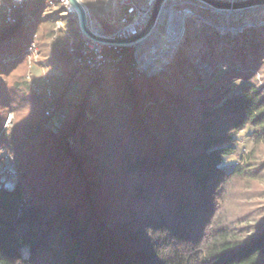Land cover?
Listing matches in <instances>:
<instances>
[{"label":"trees","instance_id":"trees-1","mask_svg":"<svg viewBox=\"0 0 264 264\" xmlns=\"http://www.w3.org/2000/svg\"><path fill=\"white\" fill-rule=\"evenodd\" d=\"M41 4L30 9L35 20ZM31 25L0 31V152L17 151L23 171L16 185L8 184L15 171L0 173V264H264V218L252 224V213L235 216L230 207L264 165L224 168L239 132L251 127L264 137V92L252 85L230 96L226 79L209 84L205 71L188 72L177 56L164 80H150L130 73L126 53L121 72L106 73L115 77L92 79L57 135L46 128L43 100L34 94L21 105L20 77L4 82L25 61L10 52ZM59 38V47L68 41ZM33 40L45 42L39 24ZM208 59L214 65L219 57ZM255 61L258 71L259 55ZM251 68L229 74L251 80ZM79 73L52 83L56 114H67ZM7 108L17 115L10 133ZM256 212L264 216V206Z\"/></svg>","mask_w":264,"mask_h":264},{"label":"rangeland","instance_id":"rangeland-1","mask_svg":"<svg viewBox=\"0 0 264 264\" xmlns=\"http://www.w3.org/2000/svg\"><path fill=\"white\" fill-rule=\"evenodd\" d=\"M217 1L230 3L234 0ZM251 1L254 0H235V3L247 4L245 7L239 8V13L235 16H228L224 12L229 8H218L212 5V10H198L195 15L187 17L185 21V24H187V37L171 57L170 65L164 73L166 72L165 74L167 75L170 73L172 62L177 56L176 58L179 61L187 60L188 72L193 69L205 71L204 77L209 84L218 82L222 78L226 79L223 89L228 91L230 96L241 94L245 87L252 85L257 86L259 90L264 92V1L263 3H252ZM82 3L93 18L99 19V22H101L100 26L105 34H113L122 26L123 21H121V18L124 9L119 6L118 0H99L98 7L87 2V0H82ZM230 4L234 5V3ZM36 10L39 17L31 21L32 25L28 28L27 34L23 33L20 35L21 45L18 44L17 47L11 46L10 54L16 56L23 54L21 56L25 58V61L18 71L10 76H5L4 82L8 83L10 80H16L20 77V83L25 85L23 86L24 98L20 96L19 102H21V105L24 103L28 106L32 104V96L35 94L32 88L34 82L43 86L44 79L49 78L54 85L63 86L68 82L70 76L78 70L80 73L74 78L75 83L67 94V103L65 105L67 118L61 122L59 114H55L50 119H47L46 111L44 110L43 120L46 122L47 130L61 135L69 126L68 123L74 114V107L90 90L92 79L99 78L87 77L80 69L72 66L68 50L71 41H74V43L79 41L77 37L79 24L77 21L74 23L72 17L66 14L65 5L62 2H57L54 6H48L46 2L44 5H38ZM253 10H260L257 11L259 16L245 20L248 18L249 12ZM158 20L156 24L157 33L152 40L142 44L148 47L146 48L147 54L149 52L151 54L152 48L159 41H162L165 20L162 19V23H160V18ZM35 24H39L40 36L45 38V42L41 44L36 42V48L32 53L29 51V46L28 49H25L24 45L29 43L31 45ZM61 36L67 37L68 41L62 43L59 47L57 41ZM5 43L7 44V42ZM210 44H214L215 52L212 51ZM62 52L64 54L61 55ZM222 55H225V57L223 58ZM258 55L260 68L256 71L253 65H255V60L258 59ZM213 56L219 57L214 65L208 61V58ZM133 58L132 65L135 62V57L133 56ZM250 67L252 68L249 72L255 75L251 80H247L240 75L231 76L229 74L232 69L245 73ZM163 74L153 77L164 80ZM141 75L147 77L146 74ZM113 77H115V74L108 73L103 80H99V83L101 84ZM153 77L150 75L147 78L152 80L151 78ZM97 98L96 90H92L91 100L96 103ZM44 107L46 109L45 104ZM6 112H8V116L4 124V130L10 133L16 128L17 115L8 108ZM253 131V128L247 127L239 132L237 135L238 144L235 147L236 152L226 159L224 168L232 170L237 166H252L258 162L264 165V137L257 140ZM67 139L73 142L71 137ZM3 151L9 150L4 148ZM0 153L1 155L3 154L2 151ZM10 156H12V162L15 165V175L17 176L8 178V184L16 185L18 176L22 175L23 172L20 167L22 159L17 151H10ZM261 206H264V170L256 174L254 179L252 178L243 184L242 189L236 192V196L233 197V202L230 205L231 212L235 216L252 213L249 218L253 222L252 224H256L264 218V216H260L256 212Z\"/></svg>","mask_w":264,"mask_h":264},{"label":"built area","instance_id":"built-area-1","mask_svg":"<svg viewBox=\"0 0 264 264\" xmlns=\"http://www.w3.org/2000/svg\"><path fill=\"white\" fill-rule=\"evenodd\" d=\"M37 1L38 0H0V28L3 27V25H16L20 22L23 24H30L31 21L34 20V15L30 9L32 6L36 5ZM46 2L48 6H54L57 2H62L67 9L66 14L71 16L72 19H78L77 13L73 12L75 9L70 6L67 0H46ZM87 2L95 4L97 7L99 5V0H87ZM156 2L157 0H118L119 6L124 9L121 18L123 24L116 32L110 35L128 39L141 33L148 25V20ZM162 6V12L165 11L163 16L165 27L162 34V41L165 40L166 37L171 38L166 40L168 42H170V40L173 41L169 43L172 48V54L178 50V47L187 37V24L182 22L181 18L183 17L186 19L191 15H195L198 10L206 11V9L213 8L212 5L202 2V0H165ZM161 15L162 13L160 16ZM91 21L101 25L99 19L93 18L88 10V22H90V25L92 24ZM101 32V34L105 35L102 27ZM77 37L79 41L76 43L71 41L69 45L68 52L70 60L73 67L80 69L89 77L101 78L106 75L107 71L119 72L120 64L123 62L126 53L133 54L135 57V62L133 63L134 70L130 72L131 74H146L147 77H150L152 74V72L149 73L148 67H146L145 64V59L147 57L143 55L147 54L146 48L148 47H146V45L143 46L140 43L134 48L104 46L85 37L81 32L80 26ZM35 48L36 41L33 40L31 45H29V51L33 53ZM13 59L12 57H7L4 61L8 62ZM43 82V86L34 82L32 88L35 94L43 100L46 106V117L50 119L56 114L54 109L56 97L54 96L50 79L45 78ZM66 118L67 114H59L61 122ZM2 153L5 162L0 167V173L12 175L15 171V165L12 162L10 151H2Z\"/></svg>","mask_w":264,"mask_h":264},{"label":"water","instance_id":"water-1","mask_svg":"<svg viewBox=\"0 0 264 264\" xmlns=\"http://www.w3.org/2000/svg\"><path fill=\"white\" fill-rule=\"evenodd\" d=\"M70 6L77 11L78 19H73V22L76 21L79 23L80 29L82 34L87 37L89 40L98 42L102 45L110 46V47H123V48H134L136 45L140 44L141 41L148 38V34L151 32V30L156 27V24L158 23V19L160 14L162 13V4L165 0H157L155 3V7L153 9V12L148 20V25L141 33L138 35L132 37V38H118L116 36L110 35V34H98L96 33L91 25L90 22H88V9L85 8L84 4L81 0H67ZM203 2H206L207 4L213 5L218 8H242L245 7L246 3H234V5L226 2H219L217 0H202ZM264 0H254L251 1L252 3H263ZM9 26H15V25H3V27H9ZM3 27L0 28V31L3 29Z\"/></svg>","mask_w":264,"mask_h":264},{"label":"bare ground","instance_id":"bare-ground-1","mask_svg":"<svg viewBox=\"0 0 264 264\" xmlns=\"http://www.w3.org/2000/svg\"><path fill=\"white\" fill-rule=\"evenodd\" d=\"M230 3H235V0L231 1ZM257 11H260V10H257ZM257 11L253 10V11L249 12V15L247 16L248 18H246L245 20H249V19H252L254 17L257 18L259 16ZM73 12L77 13L76 9L73 10ZM164 12L165 11H163L162 15L160 16V23H162ZM224 12H226L228 16H235L236 14L239 13V8H236L234 6V7H231L229 9L225 10ZM181 19H182V22H184V23L187 20V19H185L183 17ZM91 23H92L91 24L92 25V29L96 33L101 34L102 33L101 30H100L101 26L98 23H95L93 21H91ZM157 29H158L157 27H154L151 30V32L148 34L149 35L148 39H146L144 41H141L140 43L143 44V43H147L150 40H152V38L157 33ZM166 39H171V38L170 37H166L165 40H163L162 42L159 41L157 43V45L152 48L151 54H150V52L148 54H143V55H145V57H147L145 59V64H146V67H148L149 73L152 72L151 77L162 75L164 73V71L167 70L168 66L170 65L169 62L171 61L170 59L173 56V54H172V48L169 45V43H172L173 41L170 40V42H168Z\"/></svg>","mask_w":264,"mask_h":264}]
</instances>
